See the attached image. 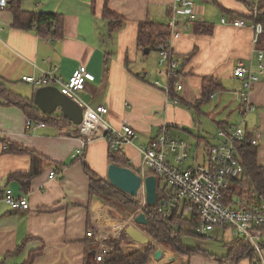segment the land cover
<instances>
[{
  "label": "crops",
  "instance_id": "crops-1",
  "mask_svg": "<svg viewBox=\"0 0 264 264\" xmlns=\"http://www.w3.org/2000/svg\"><path fill=\"white\" fill-rule=\"evenodd\" d=\"M194 1L203 6L199 20L210 24L212 31L197 33L195 23H190L172 41L179 65L176 81L183 86L180 91L165 90L170 82L167 65L160 66L157 48L146 53L138 45L140 23L150 19L167 24L172 0H109L110 10L126 19L114 31L102 17L104 0H21L25 11L62 15V32L55 37L15 27L10 4L0 10V82L13 93L32 98L35 89L21 82L23 75L39 77L48 71L68 79L78 67L86 66L95 80L88 81L78 95L91 106L108 107L107 119L113 126L120 128L128 122L139 133V139L123 152L135 167L140 164L139 145L155 138L164 126L173 137L185 139L191 146L195 142L200 148L202 143H216L221 126L235 125L244 115L248 131L260 133L258 161L264 167V78L251 93L255 109L244 114L236 95L241 80L234 76L238 61H256L252 21L235 27L222 24L219 15L223 13L220 6L237 13L248 10L236 0ZM209 77L220 87L199 106L204 79ZM157 81L160 85L155 84ZM175 96L180 99L177 104L172 101ZM26 119L18 105L0 95V264H24L33 253L32 264H97L96 243L87 236L90 216L111 210L102 197L91 193L86 166L106 179L111 163L109 144L97 139L84 146L82 138L71 134L69 127L47 125L29 132ZM212 127L214 136L209 132ZM207 130L208 135H204ZM5 141L46 159L43 172L30 180L27 190L21 181L9 178L13 173L29 172L31 157L5 150ZM80 148L83 152L73 157ZM53 170L57 175L50 178ZM7 188L26 197L29 207L11 209L3 199ZM228 229L220 227L219 231L224 235ZM236 239L232 234L218 249L190 248L199 250L192 254L154 241L156 247L147 264H258L251 256L229 257L230 244ZM135 243L126 236L124 250L135 249ZM158 248L162 250L159 257L154 254Z\"/></svg>",
  "mask_w": 264,
  "mask_h": 264
},
{
  "label": "built area",
  "instance_id": "built-area-1",
  "mask_svg": "<svg viewBox=\"0 0 264 264\" xmlns=\"http://www.w3.org/2000/svg\"><path fill=\"white\" fill-rule=\"evenodd\" d=\"M172 1V16L167 24L168 39L156 47L160 55V66L167 65V77L170 82L164 88L168 93L183 88L176 81L179 76V65L174 58L172 41L179 38L182 29L200 19L203 13V6L197 5L194 0ZM204 1L210 3L213 0ZM11 2L12 0H0V10L6 9ZM220 21L224 25L235 27L248 25L247 19L230 14H223ZM251 27L254 31L256 61L247 63L240 60L234 68V76L240 79L242 84L236 95L244 114L255 109L251 103V93L254 86L264 78V48L258 47L264 26L261 22L252 21ZM94 80L95 75L86 66L78 67L68 79L48 71H43L39 77L33 75L21 77V81L34 88L56 87L83 108L82 122L72 123L70 132L76 135L78 131L84 146L91 141L105 139L112 152L123 153L127 145L139 139V133L128 122H124L120 128L113 126L107 119L108 107L103 104L91 106L80 98L78 92L85 89L88 81ZM155 84L160 85L158 81ZM172 101L177 104L180 99L174 97ZM26 127L29 132H35L46 127V124L27 117ZM249 134L252 136L249 137ZM259 134L256 129L248 131L243 115L241 122L226 125L218 130L216 143L207 145L200 163L196 156L193 158L195 162L188 164L191 144L185 139L173 137L169 128L164 126L155 138L139 145L140 164L136 170L131 168L142 178L141 187L137 195L133 196L138 204L137 215L144 212L143 208L147 205L145 179L148 175H155L158 180V211L164 218L193 217L196 219L194 230L200 236H206L215 228H230L235 237L250 241L256 252L255 261L264 264V200L253 205L240 198L227 202L224 194L229 180L240 178L243 173L240 154L244 142L258 145ZM82 152L83 148L78 149L73 157H77ZM56 175V171L53 170L49 177L54 178ZM159 189H163L161 199H159ZM3 199L13 210L29 207L27 198L16 195L11 188L5 189ZM134 218L135 215H132L128 219L135 222ZM90 221L87 236L96 243L95 261L100 264L104 256L114 249L109 240L120 238L127 221L114 222L110 212L91 214Z\"/></svg>",
  "mask_w": 264,
  "mask_h": 264
},
{
  "label": "trees",
  "instance_id": "trees-1",
  "mask_svg": "<svg viewBox=\"0 0 264 264\" xmlns=\"http://www.w3.org/2000/svg\"><path fill=\"white\" fill-rule=\"evenodd\" d=\"M21 0H12L11 9L13 10L14 23L17 28L31 30L35 29L38 35L59 36L63 28V17L60 13H51L43 11H25L21 8ZM242 3L248 13H237L236 11L225 9L220 6L221 11L228 14H234L243 17L250 21L261 22L264 26V0H236ZM109 0H104V7L102 17L109 21L111 31L119 29L123 26L126 19L110 10L108 6ZM10 6V5H9ZM8 6V7H9ZM195 30L197 33H210L212 26L202 20H195ZM168 24V23H167ZM155 20H146L140 23L138 29V45L141 48L153 49L159 43L165 42L168 39V26ZM258 47L264 48V33L260 38ZM23 82V81H21ZM25 83V82H23ZM219 84L211 77L204 79L202 96L198 101V105H203L212 96V94L219 89ZM34 88V87H33ZM35 90L37 88H34ZM0 95L7 98L8 103L18 105L25 115L33 120H40L47 125L72 127V122L57 112L55 114H48L41 111L35 104L33 97L27 98L13 93L5 84L0 82ZM176 97V96H175ZM226 126V125H225ZM225 126H221L222 128ZM76 135L80 133L76 131ZM252 136L249 134V137ZM5 150L17 153L26 154L31 157L32 167L27 173L17 172L10 175L9 179H17L23 183L24 189H28L30 180L43 172V165L45 158L36 151L22 147L19 144L5 141ZM209 145V143H207ZM206 145V146H207ZM258 145H251L248 141L243 144V149L240 154V161L243 167V173L240 178H232L229 180L227 187L224 189V194L227 202L240 198L247 200L251 205L264 200V167L258 161ZM109 160L121 166H127L133 169L130 161L122 152H112L110 150ZM86 172L90 177L91 193L102 197L105 201L113 204L123 205L134 210L138 207L137 201L133 196H130L115 186L106 182L105 178L97 176L91 168L87 165ZM163 189H159V199L162 198ZM159 202L155 206L147 204L143 211L147 215L148 223L143 225V230L153 239V241L160 243L176 252H185L192 254L196 250H191L183 242V237L186 234H196L194 227L196 226V219L191 217H177L164 218L158 211ZM126 230V229H125ZM125 230L119 239L112 238L109 243L113 245L114 249L104 256L100 264H147L151 253L155 249V244L151 243L145 246H140L133 250H124L123 241L126 238ZM264 248V242H263ZM36 253L24 264H32ZM244 256H251L256 258V252L249 240L242 237H237L235 241L230 244L229 257L231 259H239Z\"/></svg>",
  "mask_w": 264,
  "mask_h": 264
},
{
  "label": "water",
  "instance_id": "water-1",
  "mask_svg": "<svg viewBox=\"0 0 264 264\" xmlns=\"http://www.w3.org/2000/svg\"><path fill=\"white\" fill-rule=\"evenodd\" d=\"M149 53V49H145ZM34 104L43 112L48 114L61 113L64 118L70 120L73 124H80L83 119V108L67 95L53 86L40 87L35 90L33 97ZM142 178L133 169L110 163L108 166L106 182L115 186L122 192L136 196L141 187ZM146 184V201L150 206H155L158 200V180L155 175H148L145 179ZM139 225L148 223L145 212L139 213L134 218ZM126 236L131 240L145 246L154 243L152 238L138 228L135 224H130L125 230ZM155 256L162 254L161 248L154 253Z\"/></svg>",
  "mask_w": 264,
  "mask_h": 264
},
{
  "label": "rangeland",
  "instance_id": "rangeland-1",
  "mask_svg": "<svg viewBox=\"0 0 264 264\" xmlns=\"http://www.w3.org/2000/svg\"><path fill=\"white\" fill-rule=\"evenodd\" d=\"M226 14V13H224ZM220 17L223 15V13L219 14ZM238 100V99H237ZM236 106L234 107V110H236V108H238L237 103L235 102ZM238 104L239 100H238ZM241 106V105H240ZM212 130L209 131L210 132V136L213 135L215 133V130L213 129V127L211 128ZM204 135H208V130L207 133H205ZM212 136V137H213ZM212 142H215L214 140H212ZM197 144L195 142H193L192 146H191V152H190V159L188 160V164H192L194 163V159L196 156H198V162L200 163L203 160V156L205 154V149H206V144L202 143L200 148H197ZM107 206H109V209L111 210L110 215H112V217L114 218V222H125L127 221L126 227L129 226L130 224H135L138 226V228H140L143 232H145L142 228L143 225H139L137 223H135L134 221L129 220L128 218H130L132 215H137V208L134 210H131L129 207H124L123 205H119V204H113L111 202L106 201ZM113 208V210H112ZM126 227L123 229L125 230ZM220 228H216L213 231H211L209 234H207L206 236H200V235H196V234H186L183 237V241L184 244L189 247V248H198V249H204V250H209V249H218L224 246V243L230 239L232 237V231L230 229L226 230V232L223 234H221V232L219 231ZM146 233V232H145ZM147 234V233H146ZM153 240V239H152ZM135 249L136 248H140L141 245H139L138 243H135L134 245ZM133 250V249H132Z\"/></svg>",
  "mask_w": 264,
  "mask_h": 264
},
{
  "label": "bare ground",
  "instance_id": "bare-ground-1",
  "mask_svg": "<svg viewBox=\"0 0 264 264\" xmlns=\"http://www.w3.org/2000/svg\"><path fill=\"white\" fill-rule=\"evenodd\" d=\"M137 243V242H136ZM139 244V243H138ZM140 245V244H139Z\"/></svg>",
  "mask_w": 264,
  "mask_h": 264
}]
</instances>
